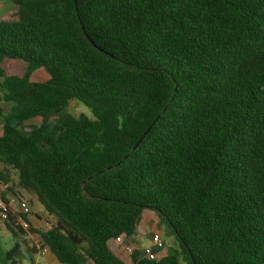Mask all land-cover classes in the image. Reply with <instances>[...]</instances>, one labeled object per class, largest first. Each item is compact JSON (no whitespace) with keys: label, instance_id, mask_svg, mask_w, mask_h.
Returning <instances> with one entry per match:
<instances>
[{"label":"trees","instance_id":"1","mask_svg":"<svg viewBox=\"0 0 264 264\" xmlns=\"http://www.w3.org/2000/svg\"><path fill=\"white\" fill-rule=\"evenodd\" d=\"M7 1L0 186L54 226L11 218L22 247L0 238V264L40 247L59 264H126L115 239L144 211L177 249H134L130 264H264V0Z\"/></svg>","mask_w":264,"mask_h":264},{"label":"built area","instance_id":"2","mask_svg":"<svg viewBox=\"0 0 264 264\" xmlns=\"http://www.w3.org/2000/svg\"><path fill=\"white\" fill-rule=\"evenodd\" d=\"M19 190H15L12 193H5L4 188L0 186V238L6 233V223L12 218L14 225L19 227L23 231H28L31 226L28 222V217L31 215V209L26 200L21 196ZM54 226V220L47 217L42 222L41 231H49ZM128 239L121 235L115 239V243L119 248V251L123 258L127 254L129 259L132 253V248L128 243ZM150 248H145L143 250V256L148 260H158L160 257L164 256L160 254L163 248L160 235L154 233L151 237ZM36 245L38 243L36 242ZM156 253L155 251H158ZM39 253L42 255L49 254V250L46 247H40ZM120 259V258H119ZM121 260V259H120Z\"/></svg>","mask_w":264,"mask_h":264},{"label":"rangeland","instance_id":"3","mask_svg":"<svg viewBox=\"0 0 264 264\" xmlns=\"http://www.w3.org/2000/svg\"><path fill=\"white\" fill-rule=\"evenodd\" d=\"M12 12H13L12 4L10 2H8L7 0H0V16L5 17V16H8L9 14H11ZM47 79H48V75L46 74V72L43 69L36 70L31 76V81L32 82H44ZM9 107L10 106L7 105V104L0 103V109L2 110L3 113H7L9 111ZM67 110L71 114L80 113V114L86 115L88 117H91V113H90L89 109L86 108L81 103L70 102ZM0 134H1V123H0ZM3 168H4L3 165L0 163V172L3 171ZM9 174H10L11 180L13 182H15V173L10 170ZM31 197H32V200L34 201V203L36 204V207L39 208L40 210H42V207L36 201V199L33 196H31ZM27 201L30 204V200H27ZM30 206H31V204H30ZM146 219H148V218H146ZM146 223L144 221H142L139 229L140 230L142 229V231H144V227H146L144 225ZM153 228L156 229L155 233H158L160 235L161 242L163 244V248L160 251L161 255H166L172 249H177L176 242H175V240H174V238L172 236L168 235L166 227L164 225L158 224L157 222H155L153 220L149 224V229L147 230V233H146L147 235L136 236V239L134 241L133 240H129L128 241V243L131 246L132 250L139 249V248L136 247V244L139 245V247L141 248L139 250H141V251H143L145 248H150L152 246L151 237L154 234L153 233V230H154ZM149 233L152 234V235H150ZM2 239L3 240H7V237L3 235ZM11 243L12 244L16 243L20 247H22L21 240H20L19 237L14 238ZM124 257L126 259V263L129 264L130 263V259H129L128 255L126 254ZM25 262L26 261L23 259L22 263L25 264Z\"/></svg>","mask_w":264,"mask_h":264},{"label":"crops","instance_id":"4","mask_svg":"<svg viewBox=\"0 0 264 264\" xmlns=\"http://www.w3.org/2000/svg\"><path fill=\"white\" fill-rule=\"evenodd\" d=\"M20 191V190H19ZM21 194V196L26 200V202L28 203V205L30 206V209H31V215L28 217V222L31 226L32 229H35V230H39L41 229L42 227V222L43 220L46 218V215L42 210H40L39 208L36 207V204L34 203V201L32 200V195L30 196L29 194L25 193L24 191H20L19 192ZM27 200H30V204ZM148 218V219H146ZM155 221L157 222L155 216H154V213L151 212V211H144L143 214H142V218H141V221L137 227V230H136V233L135 235L130 239V240H135L136 239V236H144V235H147V230L149 229V224L150 222L152 221ZM144 221L146 224L144 226V231H142V229L140 230V225H141V222ZM158 223V222H157ZM153 233H155V228H153ZM158 230V229H157ZM150 234V233H149ZM148 234V235H149ZM152 235V234H150ZM2 239V238H1ZM2 242L4 244H7V243H11L9 242V238H7V240H3L2 239ZM136 247L141 249L139 247V245L136 244ZM115 256L120 258L124 263H126V259L122 257L120 251H119V248L116 247V252H115ZM33 260L30 262L28 260H25V264H59L52 256L51 254H46V255H42L40 253H38L37 255H35L33 258ZM87 264H91L90 262H88ZM128 264V263H126ZM130 264V263H129Z\"/></svg>","mask_w":264,"mask_h":264},{"label":"water","instance_id":"5","mask_svg":"<svg viewBox=\"0 0 264 264\" xmlns=\"http://www.w3.org/2000/svg\"><path fill=\"white\" fill-rule=\"evenodd\" d=\"M141 140V139H140Z\"/></svg>","mask_w":264,"mask_h":264}]
</instances>
